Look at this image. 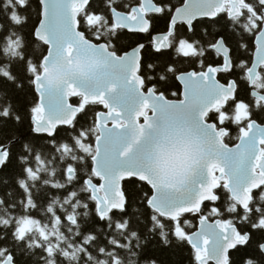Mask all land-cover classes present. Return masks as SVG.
I'll list each match as a JSON object with an SVG mask.
<instances>
[{"label": "snow or ice", "instance_id": "6c2138e0", "mask_svg": "<svg viewBox=\"0 0 264 264\" xmlns=\"http://www.w3.org/2000/svg\"><path fill=\"white\" fill-rule=\"evenodd\" d=\"M162 249L264 264V0H0V264Z\"/></svg>", "mask_w": 264, "mask_h": 264}, {"label": "trees", "instance_id": "16d2710c", "mask_svg": "<svg viewBox=\"0 0 264 264\" xmlns=\"http://www.w3.org/2000/svg\"><path fill=\"white\" fill-rule=\"evenodd\" d=\"M18 96H22L23 94H17ZM27 99L31 101L33 96L31 94L28 95ZM22 131H26L25 128L21 129ZM158 254L161 256L162 259L166 260L168 264H181L184 259V254L178 251L169 250V249H162L159 250Z\"/></svg>", "mask_w": 264, "mask_h": 264}]
</instances>
